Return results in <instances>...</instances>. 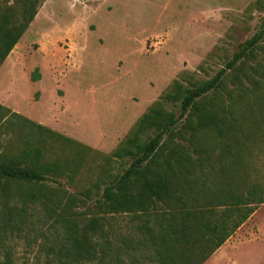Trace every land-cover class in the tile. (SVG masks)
<instances>
[{"label": "trees", "instance_id": "obj_1", "mask_svg": "<svg viewBox=\"0 0 264 264\" xmlns=\"http://www.w3.org/2000/svg\"><path fill=\"white\" fill-rule=\"evenodd\" d=\"M41 1L0 0V66ZM263 40L264 21L211 77L174 79L81 191L92 148L0 105V264L21 238L38 264H203L264 204Z\"/></svg>", "mask_w": 264, "mask_h": 264}, {"label": "rangeland", "instance_id": "obj_2", "mask_svg": "<svg viewBox=\"0 0 264 264\" xmlns=\"http://www.w3.org/2000/svg\"><path fill=\"white\" fill-rule=\"evenodd\" d=\"M263 21L264 0H42L0 66V105L92 148L66 186L81 191L100 171V154L174 79L188 86L211 77ZM113 223L125 234V214ZM13 243L17 264L42 262L37 243ZM203 264H264V204Z\"/></svg>", "mask_w": 264, "mask_h": 264}]
</instances>
